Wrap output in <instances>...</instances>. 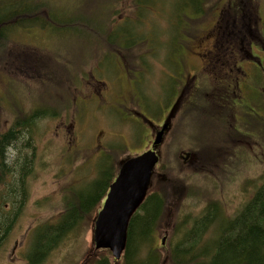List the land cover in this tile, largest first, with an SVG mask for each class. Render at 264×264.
Masks as SVG:
<instances>
[{"label": "rangeland", "instance_id": "rangeland-1", "mask_svg": "<svg viewBox=\"0 0 264 264\" xmlns=\"http://www.w3.org/2000/svg\"><path fill=\"white\" fill-rule=\"evenodd\" d=\"M235 2L0 0V23L15 11L24 24L6 28L12 33L0 40V135H13L4 154L9 172L0 176V213L10 221L13 193L26 199L1 241L0 264H85L102 252L121 264L92 245L106 175L112 172L113 182L122 161L148 150L174 105L148 191L165 184L170 196L149 248L169 264L167 254L205 213L213 216L202 244L240 213L264 182V96L251 90L237 103L241 78L197 70L216 37L219 11L222 36L264 33V0H243L242 16ZM243 48L248 53L246 41ZM241 64L240 72L249 73L252 67ZM72 197H87L83 212L92 217L46 259L27 261L32 233L55 226Z\"/></svg>", "mask_w": 264, "mask_h": 264}, {"label": "trees", "instance_id": "trees-1", "mask_svg": "<svg viewBox=\"0 0 264 264\" xmlns=\"http://www.w3.org/2000/svg\"><path fill=\"white\" fill-rule=\"evenodd\" d=\"M203 1L190 0L192 4ZM242 1L236 0L234 3L238 16L245 15L242 13ZM19 15L14 11L12 21L8 19L1 21L0 40L12 33H6V28L24 26ZM126 47L128 48V46ZM219 95H221V92ZM10 138L11 134L0 135V176H2L1 172L8 171L7 164L4 163V154ZM106 168L111 170L110 166ZM115 168L117 170L118 166ZM106 176L108 180L104 182V185L107 189L112 183L113 174L111 172ZM0 180H2V177H0ZM106 189L101 190L99 197L92 196L93 207L101 200ZM157 192L158 190H154L147 195L145 202L139 208L141 214L137 215L136 213L130 220L127 246L121 258V264L164 263L163 256L148 246L156 229L159 228L162 211L166 208L170 196L165 184L164 190ZM11 200L15 205L13 207H17V211L26 201L24 193L20 194L19 191L13 193ZM89 201L87 197L85 199L77 198L73 200V197L71 200L68 199L62 205L63 210L55 226L46 225L36 229L32 233L31 250L27 256V261H29L30 255L33 256V260H36V257L38 258L36 262L46 259L63 239L79 234L83 220L85 222L86 219L92 217L90 214L84 215L85 211L83 212V210H87ZM208 209L210 208L206 210ZM16 212L10 221L0 213V242L5 239L13 220L18 215ZM212 216L211 213L208 216L205 213L203 218H199L194 223L189 236L187 235L186 239L178 242L179 244L173 247L171 253L167 254L169 264H264V182L244 205L240 213L227 225L223 222L220 223L213 240H207L206 244H202L203 234L208 228ZM140 228L143 229L140 231ZM83 230L85 229L83 228ZM85 264H111V261L106 256V252H102L97 258H93Z\"/></svg>", "mask_w": 264, "mask_h": 264}, {"label": "water", "instance_id": "water-1", "mask_svg": "<svg viewBox=\"0 0 264 264\" xmlns=\"http://www.w3.org/2000/svg\"><path fill=\"white\" fill-rule=\"evenodd\" d=\"M174 107L156 135L153 149L121 162L102 207L95 216L92 233L94 250L110 252L115 262L121 260L126 250L130 220L147 198L155 167L160 161V154L155 148L162 142Z\"/></svg>", "mask_w": 264, "mask_h": 264}, {"label": "flooded vegetation", "instance_id": "flooded-vegetation-1", "mask_svg": "<svg viewBox=\"0 0 264 264\" xmlns=\"http://www.w3.org/2000/svg\"><path fill=\"white\" fill-rule=\"evenodd\" d=\"M220 15L221 14L219 11L218 15H217L218 20L216 22V27L214 29L216 37H214L212 39L213 40V43H211L212 47L206 49L205 50L206 52L202 54V56L205 57V60H201V59L197 58V60H200V63L202 61V64L199 65V68L197 70L202 71V70H205L206 68H208V69L215 70L217 72H220V71L224 72L225 76L223 78H230L232 80H236L237 77L241 78L242 79L241 84H237L238 92H237L236 97H235V100H237V103H240L243 101L245 102V100L248 97V93L251 90H255V92L257 94H259L260 97L264 96V57L258 56V53H262V52L264 53V36L263 37L260 36V34L262 35L264 33L260 32V34L258 36H256L257 38L253 37V33L252 34L250 33L249 37L243 36L241 34V32L239 31V29L235 31V29L237 28V21L234 20V22L231 24L230 28L232 31H235L236 33L230 32L229 35L222 36L220 34V31H219L220 29L218 30L220 23H221L219 21L221 18ZM206 36H208V35H206ZM222 39L227 40V41L231 40V42H229V44H228V42L227 43L223 42ZM232 39L234 40L233 42H232ZM245 41L247 42V47L249 46L248 53L246 52V49L243 48ZM235 45L237 47H235ZM196 56H198V57L200 56V50H199V54H196ZM205 61H207V62H205ZM242 62H247V64H249L252 67L250 69L249 73H246V72L241 73L240 72V71H243V67H244L241 64ZM252 71H254V72L251 73ZM193 79H197V77H194ZM198 86H199V84H198ZM187 87H188V85L184 88V93L189 92L186 89ZM92 92L94 93L95 96H98V97H96V99H97V101L99 100L98 102H100V99H101L100 91L97 90V92H95L93 90ZM107 92H110V90H107ZM107 92L105 93V96H106ZM219 97H220V95H219ZM175 103H176V101L173 103V105ZM233 106H235V105H232L228 108L231 109ZM21 123L22 122L18 121L16 124L20 125ZM163 125H164V122H162L160 124V126L158 127V131L156 132V135L162 130ZM168 129H169V125H168ZM168 129H167V131H168ZM166 132H164L163 136L166 134ZM9 134H11V138L8 142V145L13 141L12 133H9ZM156 135H155V137H156ZM71 140H72L71 137H69L67 147H66V150H68L69 153H70V146H71L69 144L71 143ZM154 140H155V138H154ZM154 140L151 141V144H150L148 150L153 149ZM161 143H160V145H161ZM160 145H158L155 148L156 152H158V147ZM96 147H97V149L98 148H104L103 145L101 144V142H98ZM184 155H185V158H183V159H184V161H187V158H186L187 153H185ZM0 244H1V242H0Z\"/></svg>", "mask_w": 264, "mask_h": 264}]
</instances>
